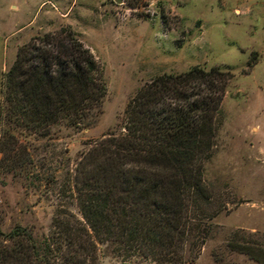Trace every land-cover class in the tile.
Returning a JSON list of instances; mask_svg holds the SVG:
<instances>
[{
    "label": "trees",
    "instance_id": "1",
    "mask_svg": "<svg viewBox=\"0 0 264 264\" xmlns=\"http://www.w3.org/2000/svg\"><path fill=\"white\" fill-rule=\"evenodd\" d=\"M231 78L228 69L191 66L143 82L125 103L120 131L90 143L74 163L65 192L79 218L57 205L45 235L20 226L0 232V264H89L96 244L124 259L181 264L216 214L202 166ZM104 93L94 59L67 26L30 36L0 74L1 165L30 167L35 148L23 138L47 139L54 125L85 128ZM228 246L264 264L258 245Z\"/></svg>",
    "mask_w": 264,
    "mask_h": 264
},
{
    "label": "rangeland",
    "instance_id": "2",
    "mask_svg": "<svg viewBox=\"0 0 264 264\" xmlns=\"http://www.w3.org/2000/svg\"><path fill=\"white\" fill-rule=\"evenodd\" d=\"M65 26L97 65L100 112L85 128L54 125L47 139L25 136L35 149L24 171L0 160V232L20 226L45 235L57 205L79 218L65 192L74 163L90 143L120 131L132 93L154 75L216 66L232 74L202 166L216 214L181 264H256L228 244L264 251V0H0V74L30 36ZM4 129L0 122V137ZM89 264L155 263L96 244Z\"/></svg>",
    "mask_w": 264,
    "mask_h": 264
},
{
    "label": "water",
    "instance_id": "3",
    "mask_svg": "<svg viewBox=\"0 0 264 264\" xmlns=\"http://www.w3.org/2000/svg\"><path fill=\"white\" fill-rule=\"evenodd\" d=\"M114 2H118V0H113Z\"/></svg>",
    "mask_w": 264,
    "mask_h": 264
}]
</instances>
